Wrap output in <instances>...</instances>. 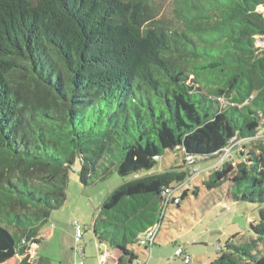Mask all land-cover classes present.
<instances>
[{
	"label": "trees",
	"instance_id": "trees-1",
	"mask_svg": "<svg viewBox=\"0 0 264 264\" xmlns=\"http://www.w3.org/2000/svg\"><path fill=\"white\" fill-rule=\"evenodd\" d=\"M173 3L170 30L152 0H0V264H47L29 253L64 205L77 162L83 186L115 166L131 177L102 202L105 231L93 233L115 250L114 264H136L128 246L156 226L185 168L264 133V0ZM167 150L181 151L182 165L138 176ZM236 158L205 186L228 181L234 202L257 205L251 229L262 241L264 140ZM186 196L172 194L165 208ZM225 247L213 264H235L230 250L250 258Z\"/></svg>",
	"mask_w": 264,
	"mask_h": 264
},
{
	"label": "rangeland",
	"instance_id": "rangeland-1",
	"mask_svg": "<svg viewBox=\"0 0 264 264\" xmlns=\"http://www.w3.org/2000/svg\"><path fill=\"white\" fill-rule=\"evenodd\" d=\"M152 6L155 9L156 20L163 22L167 29L177 27L173 0H152ZM259 45L264 49V44ZM262 140L264 133L252 142L233 140L227 148L229 149L227 153L215 159H197L194 160V164L190 163V167L185 168L189 169L190 176L180 189H176L175 185L173 191L174 196L180 198L186 190L187 196L179 201L178 207L170 204L167 208H159L158 222L155 225L160 224V229L157 231L150 254L138 244L128 247L138 253L142 261L144 258L142 254L145 253L147 264H184L183 258L175 255L177 248H182L184 255H188L189 264H213L222 254L218 249L226 251L225 246L228 242L234 247H243L249 251L250 258L230 250L235 264L251 263L254 258L264 257V240H258L251 229L259 218L257 205L245 201L234 202L228 194L230 188L228 181L220 188L211 190L205 186L212 170L221 165H216L218 159L223 157L224 161H227L234 158L236 161L242 146L251 148ZM183 158L185 156L181 151L167 150L157 160L152 171L142 172L138 176L165 172L172 166L182 165ZM80 169L81 165L77 162L69 173L67 197L62 208L52 211L48 223L39 227L41 239L36 248L35 261L42 258L47 264H76L78 259L75 258L74 252V222L81 225L83 233L78 247L85 253L84 264H99L100 254H107L110 257L115 254L113 248L94 235L93 227L96 225L97 230L98 227L104 230V215L100 214L102 201L114 188L131 177H120L115 166L105 179L83 186L79 180ZM194 191L197 192L196 195ZM112 228L108 226L107 232L112 234L114 231ZM116 237L118 238L117 234ZM19 260L18 257L12 258L7 264H18ZM104 264L113 263L108 257Z\"/></svg>",
	"mask_w": 264,
	"mask_h": 264
},
{
	"label": "built area",
	"instance_id": "built-area-1",
	"mask_svg": "<svg viewBox=\"0 0 264 264\" xmlns=\"http://www.w3.org/2000/svg\"><path fill=\"white\" fill-rule=\"evenodd\" d=\"M229 149H225L224 150V153L228 152ZM224 162V158L222 157L221 159H218V162L217 163H220L222 164ZM183 186V185H182ZM180 186V187H182ZM180 187H178V189H180ZM172 194H173V191H170V190H166L164 195L166 197V201H165V207L168 203V201H170L172 199ZM179 200L175 199L172 201L173 204L177 205L179 204L178 202ZM164 207V208H165ZM73 229H74V245H75V249H74V252H75V258L78 259V261L76 262V264H84L83 262V259H84V251L78 247L80 241L82 240V237H83V233H82V229H81V225L79 223H76L74 222L73 223ZM158 229H160V224H158L157 226H155L153 229H149L148 231H145L141 234H139L137 236V240H138V245L145 248V250H148L149 251V254L151 252V248L155 242V238H156V235H157V231ZM35 247V245H33L31 247V249ZM175 255L177 257H182V261L184 264H189L190 262V258L188 257V255H184V250L182 248H177L176 249V252H175ZM136 264H145L144 263V260H139L138 262H136Z\"/></svg>",
	"mask_w": 264,
	"mask_h": 264
},
{
	"label": "crops",
	"instance_id": "crops-1",
	"mask_svg": "<svg viewBox=\"0 0 264 264\" xmlns=\"http://www.w3.org/2000/svg\"><path fill=\"white\" fill-rule=\"evenodd\" d=\"M105 200V199H104ZM103 202V201H102ZM102 204V203H101ZM40 236V235H39ZM83 238V237H82ZM37 246L38 245H36L35 246V248L33 249H31V251H30V253H29V258H30V260L32 261V262H34V260H35V258L37 257V253H36V248H37ZM143 249H145V248H143ZM33 250V251H32ZM97 250H99V249H97ZM85 254V253H84ZM138 254V253H137ZM139 255V254H138ZM143 255V260H144V263L145 264H147L148 263V259H147V257H146V254L144 253V254H142ZM110 258L111 260H112V263L114 264L115 263V261H114V259H115V257H117V255H116V253L114 254V256H108L107 254H105V255H102V254H100L99 256H98V260H99V264H104L105 262H106V258ZM152 261V260H151Z\"/></svg>",
	"mask_w": 264,
	"mask_h": 264
}]
</instances>
